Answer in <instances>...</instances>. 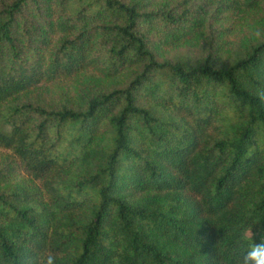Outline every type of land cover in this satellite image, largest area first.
<instances>
[{
    "label": "trees",
    "instance_id": "1",
    "mask_svg": "<svg viewBox=\"0 0 264 264\" xmlns=\"http://www.w3.org/2000/svg\"><path fill=\"white\" fill-rule=\"evenodd\" d=\"M232 20L264 27V0H0V264H243L264 231V44L225 56ZM208 28L202 56L161 55ZM85 72L107 83L25 97Z\"/></svg>",
    "mask_w": 264,
    "mask_h": 264
},
{
    "label": "rangeland",
    "instance_id": "2",
    "mask_svg": "<svg viewBox=\"0 0 264 264\" xmlns=\"http://www.w3.org/2000/svg\"><path fill=\"white\" fill-rule=\"evenodd\" d=\"M163 3L167 2L171 5L178 3H185V5L190 6L191 4H197V6L203 5L205 0H159ZM205 12V11H204ZM206 13V12H205ZM248 23H244L241 26V21L236 22L237 25H234V20L228 21L225 23V26L232 27L235 29L230 33L228 37L229 43L226 44V53L225 56L232 50L234 46L239 45L240 43L247 42L249 40V34L251 31V21H247ZM250 25V26H249ZM211 28L205 29L203 31L200 30L198 33L193 32L190 38L186 36L185 38H181V40L169 47L162 49L161 55L164 58H172L178 54L182 53H197L200 56L203 55V49L201 45L205 42L211 40L212 35L209 32ZM102 83H107L103 76L98 72H85L74 78L68 80H59L51 83H43L38 87L34 88L31 92H29L28 96H25L26 99H31L35 103H44V104H65L71 99L75 98L76 95L81 91L84 87L90 85H99ZM10 155V151L5 150L0 147V166H3L4 162ZM30 178L26 172H21L19 178ZM9 187V186H8Z\"/></svg>",
    "mask_w": 264,
    "mask_h": 264
},
{
    "label": "clouds",
    "instance_id": "3",
    "mask_svg": "<svg viewBox=\"0 0 264 264\" xmlns=\"http://www.w3.org/2000/svg\"><path fill=\"white\" fill-rule=\"evenodd\" d=\"M251 42L259 45L264 44V27H253L249 34ZM256 97L264 101V88H258L255 92ZM253 234L252 229L242 233L243 239H248ZM33 264H56V257L50 252H40L33 260ZM243 264H264V231L260 236V242L251 246L243 258Z\"/></svg>",
    "mask_w": 264,
    "mask_h": 264
}]
</instances>
